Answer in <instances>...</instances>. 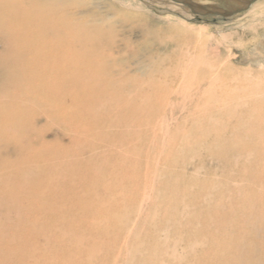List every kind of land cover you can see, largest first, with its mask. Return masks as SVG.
Here are the masks:
<instances>
[{
  "label": "rangeland",
  "instance_id": "1",
  "mask_svg": "<svg viewBox=\"0 0 264 264\" xmlns=\"http://www.w3.org/2000/svg\"><path fill=\"white\" fill-rule=\"evenodd\" d=\"M9 1L0 0L9 18L0 28L14 19ZM59 1L56 24L83 15L73 26L83 37L49 36L56 43L38 55L50 80L22 85L46 91L28 101L40 114L24 134L35 152L48 147L50 171L37 174L42 161L28 147L26 158L16 147L0 160L41 181L62 167L72 174L57 197L12 195L21 197L13 211L0 191V264H264V0L216 21L181 3L214 0ZM7 45L10 35L0 37ZM20 77L1 76L0 97ZM67 197L84 202L67 211ZM49 202L56 210L41 214Z\"/></svg>",
  "mask_w": 264,
  "mask_h": 264
},
{
  "label": "bare ground",
  "instance_id": "2",
  "mask_svg": "<svg viewBox=\"0 0 264 264\" xmlns=\"http://www.w3.org/2000/svg\"><path fill=\"white\" fill-rule=\"evenodd\" d=\"M61 4L62 1L59 0H10L8 3V7L12 11L11 17H13L14 19L10 20L8 22V25L4 26V28H0V37H3L4 35H10L11 37V46L7 45V50H4L0 46V77L8 74L14 75L15 73L21 75L20 78H16L10 81L16 83L19 82L14 87L9 83H7L6 86L2 85V87H4V91L7 93L6 96H8L9 99L2 98V96L0 97V151L8 148L16 149V147H18L21 149L22 153V151L27 150L28 147V149H31L32 151L33 158H36V160L40 159V161H42L41 168L44 171H36L37 174H42L46 171H50V160L52 159V157L46 154V150L49 153L48 147L43 150H40L39 152H35L33 150V146L31 145L30 140L28 139V136L24 134H29L32 129L33 121H35L36 118L38 119L37 116L40 114L39 109H37L38 107L32 105V107L29 108L27 103L30 99H43L46 91L42 88H33L34 92L30 93L27 91L26 88H23L22 85L27 80L35 79L37 81L46 82L50 80L46 76L41 75V73H43L45 70L49 71L48 68H50L49 65L51 62L49 63V61L46 59L42 60L38 55L40 48L49 49L51 45H54L56 43L52 41L49 36L55 34L59 35L60 37L67 38L71 36L81 38L83 37L84 32H81L80 27L76 26L73 28L74 24H78V20H80L81 16L83 15L76 17L68 16L67 18H64L65 21L62 22L61 26L60 24H56L58 21L57 19L60 18L59 11L63 9V6ZM256 6L253 7L256 8ZM98 17L100 18L99 20L91 19V23L101 22L102 17ZM0 19L6 20L9 18L8 15H6L0 16ZM82 23L86 25L87 22L83 21ZM28 24H31L32 27H28ZM57 26L60 27L57 28ZM252 28L254 29L255 27ZM101 31V27H97L96 29L94 28V36H89V41H96V38L94 37L100 36L102 33ZM30 35L32 37H35V39L40 40L39 42L41 43L37 44L28 42L26 37ZM93 44L91 46H94ZM256 46L258 50L262 52L260 55H264V39L257 41ZM7 57H14L16 61L10 63L8 62ZM253 59L258 61L261 59V57H257V55H255ZM89 64L90 63H88V65ZM78 65L83 66V63H78ZM81 80L83 79L81 78ZM71 85V91L74 97H82L81 93H78L77 91L78 88L76 87V83L74 82V84ZM155 88L157 87H154V89H152L153 92H157ZM47 91L50 92L51 89ZM48 105V112L49 114H51V112L53 111L52 108L54 107H52L51 102H49ZM54 111L59 112V110H57L56 108H54ZM60 112H62V110ZM66 113L64 111L62 114L65 115ZM8 119L14 120L13 125L9 126L5 123V121ZM28 153L30 154L29 151ZM44 154L47 155V161L44 158ZM22 156H24L22 158H26L27 155L22 153ZM28 159L30 158L28 157ZM22 161L23 160L21 159H17L15 162H13V164H16L15 166L18 167V164H21ZM6 162L8 161L4 162L3 160H0V191L2 190V196H5L3 200L6 201L9 205H11V211H13L15 208L17 209L16 203L18 200L21 199V197H11L12 195L20 194L24 191L34 194L39 191L44 192L45 190H48L49 192L52 191L51 193H49L50 197H57L55 193H57L58 191L59 194L61 193L60 191L63 189L59 179L62 177V175L68 177L70 176V174H72L71 168L62 167L56 169V171L53 170L52 177H50L46 181H41L38 180L39 178L37 177L36 172H34L33 175H30V173L24 172L23 168H16V171L7 170L4 166H1L3 163L5 164ZM19 185H22V187L24 188L20 190ZM1 198L2 197L0 196V201H2ZM35 198L36 197H26V200H30L31 202H33ZM65 199H68V201L65 202L63 199L59 200L64 201V208L67 211H70L74 208L77 209L79 207L77 204L84 202L83 199H81L80 197H67ZM52 202L43 205L40 209H38V211L41 214L51 213L52 211H54L52 209L55 206ZM57 207L58 206L56 205V208ZM71 207L72 209L69 210V208ZM95 208V206H92L90 209ZM94 211L95 210H93L92 212ZM25 212L31 214L33 210H30L28 206H25ZM34 212L35 214L38 213L36 211ZM79 219H81V217ZM75 220L77 221V219ZM75 220L73 222H75ZM71 225L75 226V223H71ZM1 237L3 238L2 234L0 235V240H3ZM6 244L8 243L5 242V245Z\"/></svg>",
  "mask_w": 264,
  "mask_h": 264
},
{
  "label": "water",
  "instance_id": "3",
  "mask_svg": "<svg viewBox=\"0 0 264 264\" xmlns=\"http://www.w3.org/2000/svg\"><path fill=\"white\" fill-rule=\"evenodd\" d=\"M215 5H202L193 1H182L197 18L208 21L227 19L237 13L246 11L256 0H214Z\"/></svg>",
  "mask_w": 264,
  "mask_h": 264
}]
</instances>
